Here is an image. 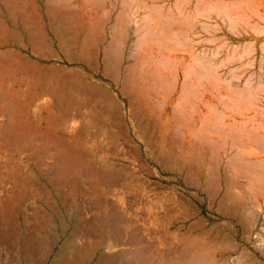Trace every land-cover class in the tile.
<instances>
[{"label": "rangeland", "instance_id": "obj_1", "mask_svg": "<svg viewBox=\"0 0 264 264\" xmlns=\"http://www.w3.org/2000/svg\"><path fill=\"white\" fill-rule=\"evenodd\" d=\"M14 2L47 45L38 54L22 38L19 47H1L7 61L39 68L15 73V65L0 64L6 86L25 71L59 82L69 72L92 75L91 83L106 87L100 73L68 63L49 45L56 24L75 53L82 17L96 45L99 32L121 43L129 27L125 55L136 57L147 40L157 49L166 38L173 54L137 66L136 73L147 71L144 94L154 104L137 111L136 128L118 90H109L114 102L106 101L110 112L97 122L107 132L88 144L95 150L82 148L88 159L82 150L80 160L61 155L70 135L42 133L34 121L44 116L41 105L24 107L23 123V107L4 105L0 92V264H264V0ZM53 82L41 80L47 91ZM69 92L75 112L86 114L85 94Z\"/></svg>", "mask_w": 264, "mask_h": 264}, {"label": "bare ground", "instance_id": "obj_2", "mask_svg": "<svg viewBox=\"0 0 264 264\" xmlns=\"http://www.w3.org/2000/svg\"><path fill=\"white\" fill-rule=\"evenodd\" d=\"M0 5H2L3 7V10L0 9V48L4 46H11L13 48L19 47L20 39L22 38L23 41L26 42L27 46L30 48L31 52L34 54H38V50L40 49V47L46 46L47 43L44 41L41 33L37 34L36 32L31 31L26 26V16L24 12L20 10L18 3L17 2L8 3V0H0ZM47 15L48 17L51 16L49 11H47ZM85 19L87 18L82 17L83 26H82V30L80 33V38L78 39L79 41L77 42L75 53L71 54L70 51L68 50V47H67L68 43L65 40V34L62 33L61 29L56 24L50 27L49 45L52 48H54L57 53L62 54V56L67 60L68 63H72V64L75 63L80 66H83L86 64L88 65L87 67L90 73L92 74L100 73L101 78L109 82L106 85V87L98 83H91L90 81L92 79V75H86V74H81V73L78 74L74 72L61 74L63 81L59 82L58 78L55 79V77L51 75H48L46 77L45 76L41 77L40 75H38L35 77L33 75H28L27 72L24 71L25 73L24 78L22 79L15 78L12 82L10 81V85H7V86L4 84V82L0 83V92L3 94V96L6 97L4 105L6 106L13 105V106L23 107L19 110L20 114L18 116L19 117L18 121L21 120L23 121V123L27 122L26 119L28 117V113H27V109H25L24 107H32L35 105L33 109L34 111H37L38 108H40L38 105H41V109H42L41 111L44 112V116L42 115L40 117V120L37 118L38 120L35 119L34 121H39L40 126L41 124L43 125L42 133L43 134L51 133L52 129L61 128L67 135H70L69 138H66L64 140L65 148L60 150L62 152L61 155L65 153L66 160L68 161L71 157H77V159L80 160L79 155L81 153L82 148L86 149L85 146L88 144H92L93 147H95L96 141L99 138H101L100 136H102V134H105L107 132L106 131L105 133H102L99 127V124L97 122L99 118L101 119V117H103L102 115L104 112H106V114L110 112L109 111L110 107L108 109L105 108L106 101L107 103H109L110 101V104L114 102L112 101L113 99L109 95L110 89L116 88L118 90L119 96L126 103L125 104L126 117L128 118V124L132 128L134 127L136 128L135 117H136L137 111H142V110L152 107L154 104V100L152 98L151 93L147 92L146 94H144V91L146 90V83L148 80L147 71H144L143 73H136L135 70L137 69V66L141 62L151 63L147 61V58L156 59L159 63L163 64L164 61L170 60L173 54L172 49L169 46L168 39L166 38L165 41H163L161 45L159 44V47L157 49L154 48L156 44L155 40H147V41H144L143 44L137 50L135 49L136 54H137L136 57H134V55L132 54H129V56L125 55L124 52L128 46L127 37L129 36V33H130L129 27L124 28L125 34L123 37V41L121 43L118 42L119 40L118 41L116 40L115 38L116 36L114 37V35H112L110 32L108 35L107 34L102 35V33L99 32L98 33L99 43L96 45L93 42L94 39L89 37L88 26L85 22ZM127 20L128 18L125 20V23ZM136 33L134 31V34ZM87 40H89V43ZM134 41H135L134 43L137 42V40H134ZM188 55H191V52H189ZM130 57H134L133 58L134 63L130 61ZM18 59L19 58L17 57V58L12 59L13 61H7V59L0 57V64L15 65V69L13 70L15 73L20 72L21 69L26 70L28 68L32 69L33 71L39 70L38 66L19 63ZM124 64L126 65L124 66ZM6 77L7 75L4 74L2 79H5ZM33 77H35L34 79L35 82L31 83ZM43 79H44V82H45V79L54 81L53 86L51 84L52 86L51 91H47L45 86L41 84V80ZM166 79L167 77H165V80ZM25 80H28L29 84L28 85L26 84V85L29 91L27 93V96L21 102L19 99V95H21L22 91L24 90L23 89L21 91V86L23 85ZM70 86H74L77 90H81L85 94L84 103L86 104L85 106V109L87 110L86 114H83V112L85 111L84 109H83L84 111L82 112V114L75 112V109L73 108L74 106L73 96L74 95L71 96L69 92ZM44 97L45 98L50 97V101L48 102L47 100H44L43 99ZM78 97H81V96L79 95ZM40 99H43V101L41 102ZM39 101L41 102L40 104H38ZM82 104L83 102L76 101L75 105H77V107L78 106L80 107ZM110 104H108L107 107L110 106ZM36 107L38 108L35 110ZM33 109L31 110L33 111ZM114 109L115 108H113V110ZM119 109L117 110L119 111ZM34 114H30V115L33 116ZM35 116L36 115H34V117ZM97 124H98V128H97ZM137 128L139 129L138 126ZM93 129L95 130L92 131ZM56 131L60 132V130H56ZM89 147L88 149L91 151L93 147L92 146H89ZM89 150H85V151H89ZM93 150H95V148ZM82 152L84 151L82 150ZM84 154H82L83 157L87 155L86 152H84ZM68 155L71 157H68ZM91 155L90 157L93 156ZM86 158L88 159L87 156ZM100 165L102 168L106 166L105 157L100 158ZM11 167L10 169L13 170L15 166H13V168ZM90 170H94V169H90ZM62 174H64V176L66 175L64 171ZM43 179L45 181L44 182L45 185L52 186L51 181L49 179L47 178L46 179L43 178ZM12 182L13 184H16L17 179L14 178Z\"/></svg>", "mask_w": 264, "mask_h": 264}, {"label": "crops", "instance_id": "obj_3", "mask_svg": "<svg viewBox=\"0 0 264 264\" xmlns=\"http://www.w3.org/2000/svg\"><path fill=\"white\" fill-rule=\"evenodd\" d=\"M71 223H72V231H73V232H76V223H75V222H71ZM103 224H104V223L101 222V224H100L101 227L103 226ZM65 229H66V227L63 226V225H59V226L57 227V231H58L60 234H64ZM111 235H114L113 232L111 233ZM42 244H43V246L46 245L45 242H42ZM25 248H26V245L23 243L22 246H21V249L24 250Z\"/></svg>", "mask_w": 264, "mask_h": 264}]
</instances>
